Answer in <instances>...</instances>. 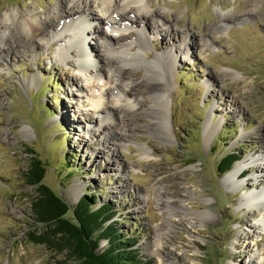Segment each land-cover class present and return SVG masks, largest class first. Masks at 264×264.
I'll return each mask as SVG.
<instances>
[{
  "label": "rangeland",
  "instance_id": "rangeland-1",
  "mask_svg": "<svg viewBox=\"0 0 264 264\" xmlns=\"http://www.w3.org/2000/svg\"><path fill=\"white\" fill-rule=\"evenodd\" d=\"M79 1L0 0V26L10 24L20 40L0 51V264H72L65 252L30 240L39 226L31 211L36 186L24 178L32 151L52 191L71 208L83 196L95 197L96 206L107 204L116 213L109 222L133 237L132 248L152 264H264L263 257L248 262L252 251L264 248V231H249L262 213L239 205L243 192L263 181L233 186L217 168L230 152L237 157L233 165L247 154H264V0H147L152 18L131 12L133 25L119 32L87 21L112 35L116 48L142 27L150 41L148 60L167 53L171 63L165 72L167 138L150 126L149 104L162 99L149 88L148 66L123 65L85 27V47L97 50L91 56L86 51L90 64L103 69L106 61L110 73L116 67L139 72L127 77L134 86L125 92L138 104L125 117L129 126L118 127L119 146L108 127H116L115 120L103 119L107 109L100 113L115 92L109 74L85 72L76 84L77 64L63 61L57 54L61 38L52 39L60 26L53 10H78ZM17 11L48 14L54 26L22 37L10 18ZM207 119L220 121L212 134L204 131ZM256 169H244L237 180ZM168 199L172 209L166 211Z\"/></svg>",
  "mask_w": 264,
  "mask_h": 264
},
{
  "label": "bare ground",
  "instance_id": "bare-ground-1",
  "mask_svg": "<svg viewBox=\"0 0 264 264\" xmlns=\"http://www.w3.org/2000/svg\"><path fill=\"white\" fill-rule=\"evenodd\" d=\"M147 3V0H80L79 6H77L78 10L75 9L72 10V12H69L72 8H70L71 6L67 7V5L65 6L66 8L53 10L55 15L54 17L56 20H58L57 22L60 23V26L59 28L57 27L58 29L54 30L52 39L59 37L61 38L57 39L59 41L57 54L61 57V59L71 63L72 65L77 64L76 70L78 73H76L74 76L75 83L78 84L80 76L83 77L85 72H88L90 75L103 73V71L104 74H109V78L111 79V84L114 85L113 88L115 89V92L112 95L110 94L109 98L105 99L107 105H110L107 108V105L103 107L104 109H101L100 113H105V109H107L103 119L115 120L116 127L111 123H108V127H111L113 139L118 146L120 145V138H122L121 134L117 132L118 127L122 129L129 126V123L125 117L128 116L132 110H135V106L138 104V102L134 103V100H131V98L128 97L125 92L126 90H129V86L134 83L127 77L134 75L139 76V72H130L128 69H126V67H116L110 73V69L107 68L108 63L106 61H104L106 65L103 67V69H98L95 65L90 64L85 57L87 54L88 56H91V53L96 52L97 50L89 47L91 49L90 50L85 47L84 39L86 37L84 38L83 34L86 32L85 27L88 29L90 28L87 24L88 20H97L98 22H101L103 27H105V29L108 31H124L133 25L134 14L139 18L141 17L142 19L147 18V16H151L152 12L150 6ZM93 8H97L100 12V15L95 13ZM65 12H69V14ZM28 13L17 11L14 13V17H10L11 19H14V22L12 23L13 27L20 34V36L28 38L36 31H38L40 34L43 32L45 33V29H50L54 26L53 18H51L48 14L42 18H37V14ZM62 13L64 14L62 15ZM128 13H130L129 20L131 24L126 19ZM156 13L159 15L158 19H161L162 13ZM9 16L10 13H8V15L7 13L3 14L4 18ZM9 28L10 24H2L0 26V51H9V46L18 47V45H20L19 38L17 39L14 36V32H12V30ZM90 29V32L95 34L97 40L102 37L103 41L102 43H99V46L105 51L117 53L123 62V65L146 64L148 66V76L150 79L149 88L155 94H159L160 98L162 99V102H150L149 104V111L153 114V120L150 123V126L155 132L164 134L167 138H170L168 113L164 100V91L167 85L165 72L171 68V63L166 60L167 53H155V56L151 60H148L144 52L148 49V44L150 41L144 31L145 29L142 27L136 29L135 37L133 39L127 40L123 38L124 41L118 43L119 47L117 48L115 45H112V35L110 36L107 31L96 28ZM124 33H121L119 38ZM61 42H63V44ZM134 44L137 46L142 45L143 47L134 46V50H131ZM86 51L90 53H87ZM69 54H71V57H69ZM168 56H170V52H168ZM171 59L175 61L174 57H171ZM206 85L209 87L211 84L206 82ZM90 89L94 90L93 87ZM93 98H95L96 102L100 101V97L98 96H93ZM209 119H207L204 123V131L212 134L214 128L220 124V121L213 124L209 121ZM97 126H101L103 130L107 129L106 122L104 121H97ZM253 166L257 167V169L251 172L249 176L243 177L241 180H237L240 173H242L244 169L251 168ZM260 180L263 181L260 187H248V189L243 192L239 202V205L245 207L246 210L251 212L253 215L255 213H262L261 217L257 218L253 225L249 226V231L252 234L258 233L259 230L264 231V154H247L243 158L239 159L223 176V181H228L233 186H241L243 184L248 185V183H253ZM171 205L172 201L169 199L165 201L164 208H167L166 211L168 209H172L170 208ZM181 206L178 207V209H181ZM165 220L167 221L168 219ZM163 229L164 228L162 227L161 230ZM245 235L250 237V234L248 235V233H245ZM236 256L239 255L237 254ZM250 256L251 258L248 259L249 263L253 262V258L255 257H258L259 260L262 257L264 258V248L262 251L255 249L252 251Z\"/></svg>",
  "mask_w": 264,
  "mask_h": 264
},
{
  "label": "trees",
  "instance_id": "trees-1",
  "mask_svg": "<svg viewBox=\"0 0 264 264\" xmlns=\"http://www.w3.org/2000/svg\"><path fill=\"white\" fill-rule=\"evenodd\" d=\"M236 159L231 152L225 154L217 165L218 171H229ZM44 176L45 166L32 151L24 178L38 185L31 211L39 226L33 229L30 240L65 252L72 264H152L132 248L133 237L122 236L109 222L116 213L107 204L96 206L95 197L83 196L71 208L43 182ZM70 211L71 217L67 216ZM101 240L106 241L104 247L100 246Z\"/></svg>",
  "mask_w": 264,
  "mask_h": 264
},
{
  "label": "water",
  "instance_id": "water-1",
  "mask_svg": "<svg viewBox=\"0 0 264 264\" xmlns=\"http://www.w3.org/2000/svg\"><path fill=\"white\" fill-rule=\"evenodd\" d=\"M35 186L37 187L38 185H37V184H35Z\"/></svg>",
  "mask_w": 264,
  "mask_h": 264
}]
</instances>
